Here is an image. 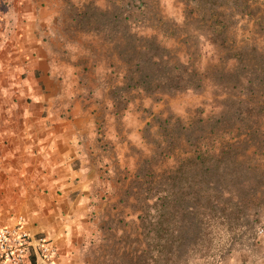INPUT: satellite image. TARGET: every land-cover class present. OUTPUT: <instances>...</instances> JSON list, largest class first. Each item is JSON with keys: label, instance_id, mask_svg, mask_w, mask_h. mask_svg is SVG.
Here are the masks:
<instances>
[{"label": "rangeland", "instance_id": "obj_1", "mask_svg": "<svg viewBox=\"0 0 264 264\" xmlns=\"http://www.w3.org/2000/svg\"><path fill=\"white\" fill-rule=\"evenodd\" d=\"M52 1L73 28L64 54L75 63L78 78L91 83V90L80 95L82 102L92 103L98 111L102 138L109 120L116 123L124 144L125 157L115 169L106 170L114 181L107 197L115 211L103 213L102 238L89 246L82 264L122 261L123 240L141 232L140 205L133 195L135 175L146 159L161 170L175 166L174 158L155 157L158 145L170 146L178 132L184 139L182 135L177 140L175 154L190 148L185 133L192 132L196 136L191 141L203 148L218 151L228 143L234 148L232 217L233 210L243 209L239 217L251 224L232 253L214 264L260 262L264 256V232H260L264 225V0ZM156 45L167 48L172 60L196 70L201 85L151 94L121 89L132 63L158 53Z\"/></svg>", "mask_w": 264, "mask_h": 264}, {"label": "crops", "instance_id": "obj_2", "mask_svg": "<svg viewBox=\"0 0 264 264\" xmlns=\"http://www.w3.org/2000/svg\"><path fill=\"white\" fill-rule=\"evenodd\" d=\"M50 2L0 0V222L23 218L53 240L61 264H82L102 238L103 213L115 211L106 170L124 144L109 120L102 138L98 111L82 102L91 83L64 54L73 28Z\"/></svg>", "mask_w": 264, "mask_h": 264}, {"label": "trees", "instance_id": "obj_3", "mask_svg": "<svg viewBox=\"0 0 264 264\" xmlns=\"http://www.w3.org/2000/svg\"><path fill=\"white\" fill-rule=\"evenodd\" d=\"M155 49V55L132 63L121 89L151 94L201 85L196 70L172 60L167 48L156 45ZM178 133L173 134L170 146L158 145L160 151L155 157L174 158L175 166L161 170L153 160L146 159L135 175L137 190L133 195L140 205L141 232L123 240L122 261L118 264H191L196 260L219 263L232 253L248 230L245 227L251 224L239 217L243 209L233 210L232 217V143L216 151L191 141L195 133H185L191 146L175 154L177 140L183 135Z\"/></svg>", "mask_w": 264, "mask_h": 264}, {"label": "built area", "instance_id": "obj_4", "mask_svg": "<svg viewBox=\"0 0 264 264\" xmlns=\"http://www.w3.org/2000/svg\"><path fill=\"white\" fill-rule=\"evenodd\" d=\"M0 222V264H61L58 249L45 235H33L22 224ZM260 232H264V225Z\"/></svg>", "mask_w": 264, "mask_h": 264}]
</instances>
